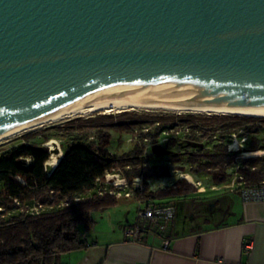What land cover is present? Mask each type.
I'll return each mask as SVG.
<instances>
[{
	"label": "water",
	"instance_id": "1",
	"mask_svg": "<svg viewBox=\"0 0 264 264\" xmlns=\"http://www.w3.org/2000/svg\"><path fill=\"white\" fill-rule=\"evenodd\" d=\"M158 94L264 112V0H0L3 137Z\"/></svg>",
	"mask_w": 264,
	"mask_h": 264
},
{
	"label": "trees",
	"instance_id": "2",
	"mask_svg": "<svg viewBox=\"0 0 264 264\" xmlns=\"http://www.w3.org/2000/svg\"><path fill=\"white\" fill-rule=\"evenodd\" d=\"M126 114L127 112H123L118 116L122 117ZM110 116L102 115L100 118ZM126 118L129 120L126 125L135 128L143 129L145 126L154 125L155 129L152 130V133L147 134L148 137L153 138L150 149H145L144 145L136 143L130 151L121 155H112L107 150L109 134L95 126L92 128L98 129L96 144L81 141L71 142L63 146L62 157L58 162L60 155L51 153L49 157V151L43 144L51 139V135L48 133L50 130L58 131L68 127L52 126L40 132L25 135L23 143L0 154V264H57L60 255L85 245L82 230L89 228L92 224L90 215L116 204L115 197L97 196L95 192L97 180H102L105 173L111 170L121 171L128 183L134 178H138L143 190H134L136 198L146 201L145 205L174 206L176 216L175 198L180 199L181 204L196 199L197 195L205 194V189L203 192H198L196 188L183 180L189 181V176L182 175L183 179L175 181L169 187L150 191L148 182L169 178L172 170L166 164L150 165L149 160L157 156H170L174 162H179L181 161L180 156H183L185 157L184 162L189 165L202 160L203 163L198 165L203 170L217 169L212 174L211 181L214 184H221L228 177V173L223 170L222 165L231 163L235 157L234 153L227 152L226 143H221L226 131L239 128L245 123L256 122L264 125V118L238 115L218 116V118L209 119L197 118L193 115H176L173 119L149 116ZM212 119L224 122L223 126H228L223 130V135H218V139L215 133L220 134L221 131L218 129L206 130L200 125V121ZM153 123H158V126L155 127ZM176 125L187 128L189 131L187 135L178 139H170L162 144L157 143L155 138L158 137L159 132ZM107 129L110 127L108 126ZM207 133L211 134L208 137L211 147L203 146L206 151L201 155L187 152L180 154L179 150L177 152L170 150L174 146L180 149L195 144L201 148L200 142L207 137L205 136ZM35 136L41 137L39 143L25 142V139ZM213 139L218 141L212 145ZM260 142L254 137L246 147V151L264 150L260 147ZM197 158L200 159L196 161ZM243 162L250 169H242L238 172L249 184H255L264 179V158L248 157ZM45 166H51L50 169L54 168L53 172L48 174ZM180 170H184L183 167H180ZM195 172L194 168H190L188 174L193 176ZM16 179L22 181H16ZM75 195H80L81 198L74 201ZM154 199H163V202L154 204L152 202ZM15 201L21 203L22 206L38 203L50 208L53 205H59L60 202L66 204L58 209H51L52 211L49 210L34 216L21 211L15 205ZM18 209L20 211L14 213ZM11 212L14 214L11 215ZM172 229L170 237H172Z\"/></svg>",
	"mask_w": 264,
	"mask_h": 264
},
{
	"label": "rangeland",
	"instance_id": "3",
	"mask_svg": "<svg viewBox=\"0 0 264 264\" xmlns=\"http://www.w3.org/2000/svg\"><path fill=\"white\" fill-rule=\"evenodd\" d=\"M125 112H127L126 116H122V117L118 116L119 113L103 114L102 112H98V113L96 112L90 115L79 116V117H75V118L54 124V125L46 126L44 128H41L35 131L23 133L19 136H15L9 139L6 142L0 143V154H2L3 152H5L6 150L10 149L13 146H17L23 143L24 142L23 137L29 133L40 132L43 129H46L52 126H58V127L65 126L68 128L58 130V131L50 130V132H48L51 135V139L48 140L46 143H44L43 146H45L48 149L49 157L51 156V153L58 154L60 155V157H62L63 146H66L70 144L71 142L81 141V142H90V143L96 144L97 142L96 135L98 133L97 132L98 129L102 131H106L109 134V144L107 147L108 152L112 155H121L123 153L130 151L134 147L135 144L133 141L132 142L127 141L129 138L132 137L131 134L133 131H136L138 135H142L143 136L142 138H144V134L143 133L141 134L142 129L140 127L135 128V127L126 125L127 122L129 121L126 117H129V116L148 117L149 116L152 118L157 117V118H162V119H168V118L173 119L176 115L177 116L178 115L180 116L193 115L197 118L209 119V118H218V116H234V115L189 113V112L182 113V112H164V111H137V110L136 111H125ZM102 115L104 116L111 115V116L107 118H100L102 117ZM238 116H242V115H238ZM248 117H251V116H248ZM257 118H261V117H257ZM153 124H156V123H153ZM223 124L224 122L216 121V119H212L209 121H200V125L203 129H206V130L207 129L208 130L218 129L219 131L222 132V133L220 132V134L215 133V136L217 139H218V135L224 134L223 130H225V127L226 128L228 127V126H223ZM95 126H98L99 128L98 129L92 128ZM108 126L110 127V129H107ZM145 128L148 129L149 133H152V130L155 129L154 125H148V126H145L144 129ZM142 132L145 133L146 130ZM226 132L227 133H225V137L224 139L221 140V143H226V145L231 144V146H234L235 149L237 150H233L232 148L230 150L227 149V152L234 153L235 157L231 163L227 165L225 164L222 165L223 170H225V172L228 173V177L225 178L223 183L214 184L213 181H211V176L214 173V171H217V169L214 170L213 168H208V169L203 170V168L198 165V164L203 163L202 160L201 162L199 161L198 163L189 165V163L184 162L185 157L183 156H180L181 161L179 162H174L170 156H165V157L157 156L155 158L152 157L149 160V164L150 165L152 164L169 165L172 172L169 178L161 179V180H151L150 182H148L150 191L161 190L163 188L169 187L175 181L179 179H183L179 177V174H182V175L189 176L190 178L189 181L191 182L200 181L202 183L203 188L201 189H205L206 192L201 197H203V199H205L206 201H210L211 202L210 204H213L215 199L223 195L224 192H226L227 194V191H229V189H226L223 186L230 184L233 180L237 181V177L242 176V174H240L238 171L242 169H250V167L245 165V163L243 162L245 159H247L248 157L264 158V150L259 149L257 151H251V152L246 151V147L251 143V141H253L254 137L261 141L260 147L264 148V144H261V143H264V125L256 123V122L245 123V124L240 125L239 128H235V129H232ZM180 135L183 137L182 134ZM210 135H211L210 133H207V135H205L207 137L201 140L200 142L201 143L200 145H202L200 146L201 148H199L198 145L195 144V145L187 146L185 148H180V149H178L177 146H174V147H171L170 150L174 152H177L179 150L180 154L187 152V153H194V154L201 155L202 152L204 153V151H206L203 149V146L207 145L209 148L211 147V144L208 142L209 140L208 137H210ZM217 139H213L212 145L217 143L218 141ZM40 141H41L40 136H35L30 139H25V142L32 143V144H37ZM140 143L142 145H146L148 149H150L149 147H151L152 145L151 144L149 146L148 145L149 143L143 141V139L141 140ZM54 151H57V152L55 153ZM250 155H253V156H250ZM199 159L200 158H197L196 161H198ZM48 167L51 168V166H48ZM180 167H183L184 170H180ZM190 168H194V170L196 171L193 176L192 174H188V171ZM119 172L121 173V176L124 177L122 175V172L121 171ZM16 181H19V180L16 179ZM185 181L189 183L187 180ZM212 185H214L215 187H219L220 189L217 191L209 190V188ZM122 196L123 195H121V197ZM152 202L154 204H161L163 202V199H154L152 200ZM174 202L176 204V209H177L176 222L182 223L184 222V220H186L185 219L186 211L180 208V202H181L180 199L175 198ZM61 204L62 203L60 202L59 205H53V207L49 208L48 211L51 209L55 210L56 208L58 209L59 207H62ZM145 204H146V201L137 199L133 193L131 198L129 199L122 197V199L118 202L117 208L110 207L108 209H105L101 212H96L94 214L96 215V219L98 220V222L105 224V225L111 224V225L118 226V225L125 224L126 220L128 221L135 220L134 218L136 217L137 210L139 209V207H144ZM32 205L33 204L30 203V204L22 206V204L19 203V205H16V206L20 208L21 210L23 209L24 212H27L28 210L30 211L29 208ZM19 211H20L19 209L15 210L14 213H17ZM14 213L11 212V215H13ZM218 218H220L219 215L215 214L213 217L209 218L210 221L207 224L202 223V221L195 220L191 222L192 223L191 226L193 227H196V225L199 227L208 226L209 224H212L215 221H218L219 220Z\"/></svg>",
	"mask_w": 264,
	"mask_h": 264
},
{
	"label": "crops",
	"instance_id": "4",
	"mask_svg": "<svg viewBox=\"0 0 264 264\" xmlns=\"http://www.w3.org/2000/svg\"><path fill=\"white\" fill-rule=\"evenodd\" d=\"M122 197L111 207L117 208ZM220 198L222 212L216 223L193 227L186 217L176 222V215L167 249L150 235L136 243L125 238V227L135 220L105 225L94 212L92 224L82 230L85 245L60 255L57 264H264V202L245 203L236 191ZM248 238L253 239L252 249L245 253L242 244Z\"/></svg>",
	"mask_w": 264,
	"mask_h": 264
},
{
	"label": "built area",
	"instance_id": "5",
	"mask_svg": "<svg viewBox=\"0 0 264 264\" xmlns=\"http://www.w3.org/2000/svg\"><path fill=\"white\" fill-rule=\"evenodd\" d=\"M158 126V123L155 124ZM144 129V128H143ZM146 132H142L144 134V138L142 135H138L136 131H133L131 134V138H129L128 142H134V144H141V140L151 144V137H148L147 134L148 129H144ZM148 132V133H147ZM189 131L187 128L183 126H174L170 129H165L159 132L157 139V143H165L170 139H178L182 138L180 134L183 136L187 134ZM153 141V140H152ZM145 149L147 148L146 145ZM227 149H231V144L227 145ZM237 150V149H236ZM179 177L182 178V174H179ZM22 181L21 179H18ZM194 188L197 189L198 192L203 188L202 183L200 181L191 182L188 181ZM97 188L96 195L97 196H112L120 198L121 195L123 197H131L134 193V190H143V186L138 178H134L130 183L121 176V173L117 170H111L106 172L102 180H97ZM200 187V188H198ZM226 189H229L231 192H238L240 199L245 202H264V179L260 180L255 184H249L242 176L237 177V181L233 180L230 184L223 186ZM219 187L211 186L210 190H219ZM123 192V194H122ZM80 195H75L73 197L74 201L79 200ZM16 205H19V202L15 201ZM66 203H62L63 206ZM50 207L42 206L38 203H34L30 206V211L28 210L26 213L30 215H39L40 213L47 212ZM1 211V209H0ZM23 211V209L21 210ZM175 217V208L171 205L165 206H155L152 204L145 205L144 207H140L137 210V214L135 217V221L132 225L125 227L124 236L131 242H141L144 235H150L159 240L160 248L167 249L170 242V232L172 229L173 221ZM252 238L245 239L242 244V249L245 253H249L252 249Z\"/></svg>",
	"mask_w": 264,
	"mask_h": 264
},
{
	"label": "bare ground",
	"instance_id": "6",
	"mask_svg": "<svg viewBox=\"0 0 264 264\" xmlns=\"http://www.w3.org/2000/svg\"><path fill=\"white\" fill-rule=\"evenodd\" d=\"M189 98L190 97L188 94H158L153 96H145V97L130 98V99H118L109 102H103L88 107L80 112L38 126H35L33 120L32 123L34 127L24 131L19 125L18 127L21 130V132L19 133L12 134L7 137H3L1 133L0 136L2 138L0 139V143L6 142L11 138L15 136H19L26 132L35 131L44 128L46 126L54 125L75 117L90 115L96 112L97 113L102 112L103 114H111V113H121L125 111L137 110V111L182 112V113L189 112V113H203V114H215V115H242V116L264 118V112L262 111H253V110H245V109H227V108L223 109V108L188 107L184 103ZM231 148L233 150H236L234 146H231Z\"/></svg>",
	"mask_w": 264,
	"mask_h": 264
},
{
	"label": "flooded vegetation",
	"instance_id": "7",
	"mask_svg": "<svg viewBox=\"0 0 264 264\" xmlns=\"http://www.w3.org/2000/svg\"><path fill=\"white\" fill-rule=\"evenodd\" d=\"M206 192V190H205ZM222 198L215 199L213 204L210 201H206L203 197L199 199L189 200L180 204V208L186 211L185 217L192 221H202V223H208L209 218L215 214L222 212L221 203Z\"/></svg>",
	"mask_w": 264,
	"mask_h": 264
}]
</instances>
